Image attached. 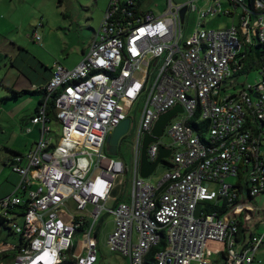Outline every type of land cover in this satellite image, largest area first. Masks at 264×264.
<instances>
[{
    "label": "built area",
    "instance_id": "built-area-1",
    "mask_svg": "<svg viewBox=\"0 0 264 264\" xmlns=\"http://www.w3.org/2000/svg\"><path fill=\"white\" fill-rule=\"evenodd\" d=\"M138 1L108 0L83 61L73 69L57 66L43 88L32 119L40 140L12 159L20 180L0 200V216L7 219L13 207H27L23 225H12L21 247L13 264H62L87 221L75 264H97L96 225L104 213L114 219L107 239L111 251L128 264H210L212 253L224 252L225 264L255 261L263 237L250 233L240 241L239 235L253 214L260 215L252 203L264 195V68L263 82L255 87L227 94L223 84L242 70L247 45L264 50V0H226V9L223 0H213L203 10L198 0H169L160 16L140 9ZM238 9V24L212 30L198 24L184 36L188 12L234 18ZM52 99L62 128L55 145L47 114ZM143 99L124 201L117 191L128 167L108 155L107 138ZM178 105L186 117L171 124L173 143L159 138L147 153L154 163L161 147L170 151V170L149 183L140 175L143 140ZM71 206L79 212L92 207L90 220L71 216Z\"/></svg>",
    "mask_w": 264,
    "mask_h": 264
},
{
    "label": "rangeland",
    "instance_id": "rangeland-1",
    "mask_svg": "<svg viewBox=\"0 0 264 264\" xmlns=\"http://www.w3.org/2000/svg\"><path fill=\"white\" fill-rule=\"evenodd\" d=\"M140 9L144 11H152L156 16L162 15L168 7L169 0H140ZM189 0H172L173 5H183ZM223 8H228L226 0L222 1ZM215 5L213 0H198L196 6L199 10ZM108 6V0H0V81L5 77L6 71L17 74V69L11 67V61L17 60V66H27L29 72L35 71L36 74L52 72L57 66L66 69H73L78 66L89 51V46L95 33L99 30L102 19ZM240 10L235 13L234 18L227 17L223 14L216 17L200 18L198 13L188 12L184 36L189 37L197 28L198 24L206 26L208 30L223 29L233 23L238 24ZM40 36V41L35 40V36ZM255 47V46H253ZM263 50L253 48L249 52V58L246 62L247 73H243L232 77L223 84L225 93L234 94L236 92L255 87L263 82L262 68L264 56ZM7 67V69H6ZM12 68V69H10ZM9 81L11 80L8 75ZM6 90L0 86V99ZM27 92L24 100L19 104L33 99V93L29 95ZM222 93L223 95L225 94ZM39 99V98H37ZM0 100L4 110L8 112L12 107L10 102ZM35 100V99H33ZM43 101V100H42ZM38 103V102H36ZM145 107V99L140 100L129 111L128 116L131 121L128 133L120 139L117 149V158L123 161L128 170L124 175L123 183L119 191L122 193L124 201H128V194L132 185L133 178V157H134V133L140 116ZM186 116L179 114L172 118L164 129L163 136L160 141L166 145H171L173 140L168 135L170 126ZM7 116L0 113V125L8 124ZM11 123V122H10ZM52 143L55 145L62 136V128L59 123L52 122ZM10 132H6L0 127V157L5 154L4 146L10 140ZM23 137L20 145L23 147H31L33 143H38L40 137L36 134L29 135L26 132L18 133ZM208 138V136H207ZM13 140L11 141V143ZM27 145V146H26ZM174 149V148H172ZM26 154V153H25ZM88 157L87 155H84ZM169 158L168 161H170ZM10 169H7V171ZM170 166L161 163L155 172L147 179L149 183H157L168 171ZM233 179L227 182L232 183ZM254 207L261 208L260 215L253 214V220L246 223V228L241 234L245 233L246 239L250 237V233L257 237H263V244L256 253L253 264H264V195L255 199ZM71 216L83 217L89 215L92 207H88L85 212H79L74 206L70 207ZM203 205L198 208L197 216H200ZM214 212V209L208 210ZM227 214V211L219 213L220 216ZM5 226H0V253L5 252L9 255L4 264H12L15 254V246L19 244V237L11 233L13 222L23 225V218L9 215ZM15 219V221H12ZM90 220V217H88ZM93 222V220H91ZM244 222V221H243ZM98 232V264H128V262L114 254L108 244V237L114 228V219L111 215L104 213L101 220L96 225ZM244 240V235L241 236ZM82 238L81 233H77L74 242L77 249L80 250ZM225 252L220 255H212L210 264H225ZM247 264V263H246Z\"/></svg>",
    "mask_w": 264,
    "mask_h": 264
},
{
    "label": "crops",
    "instance_id": "crops-1",
    "mask_svg": "<svg viewBox=\"0 0 264 264\" xmlns=\"http://www.w3.org/2000/svg\"><path fill=\"white\" fill-rule=\"evenodd\" d=\"M10 66L17 69V74L13 78L14 74L12 75L6 71L5 77L0 81V86L6 90V93L3 91V98L0 100L5 99L4 101L10 102L9 105H12L13 107L8 112H6L0 103V113L2 112V115L10 118L6 126L0 125V127L4 128L6 132H10L9 138L11 141L13 140L12 143L9 141L7 145L4 146L5 154L0 157V200L12 195L16 185L20 180L19 175L14 173L10 167L12 159L18 155H25V153L27 154L36 145V143H33V145L29 148L21 146L20 140L22 141L23 137L18 133L26 132L29 135L36 134L39 137L41 136L40 126L33 124L32 119L36 116L37 110L44 99V92H42V90L52 76V72L36 74L34 70L31 72L26 70L27 66L18 67L17 60L11 61ZM8 75L11 77L10 81L8 79ZM24 91H29V95L33 93L32 96H34L33 99L35 100L30 99L25 103L22 102L19 104V101H23V97H25L27 93ZM15 93H17V95H15ZM7 169L10 170L7 171ZM242 235H244V239L246 238L245 233H240V241H243L241 239ZM17 246H15V248ZM77 253H80V250H78ZM3 254H5V252L0 253V264H4V261L6 260L3 258ZM212 255L220 254L212 253Z\"/></svg>",
    "mask_w": 264,
    "mask_h": 264
},
{
    "label": "water",
    "instance_id": "water-1",
    "mask_svg": "<svg viewBox=\"0 0 264 264\" xmlns=\"http://www.w3.org/2000/svg\"><path fill=\"white\" fill-rule=\"evenodd\" d=\"M182 19L185 18L186 15V9L182 10ZM260 49V48H259ZM264 54V50L263 53ZM257 98V95H255ZM179 113H183V109L181 106H175L172 110L169 112L161 115L156 122L152 135L145 136L142 144L141 149V166H140V175L143 179H148L156 170L159 164L163 163L164 161H167L170 156L171 152L168 150H165L163 147L159 150V156L158 159L151 163L148 160L147 153H148V147L151 143H155L158 141L159 138L163 136L164 129L166 128L167 124L170 122V120L175 117V115ZM131 125V121L129 119H126L122 121L111 133V135L107 138V153L109 156L117 157V149L118 144L121 138H123L129 131Z\"/></svg>",
    "mask_w": 264,
    "mask_h": 264
},
{
    "label": "trees",
    "instance_id": "trees-1",
    "mask_svg": "<svg viewBox=\"0 0 264 264\" xmlns=\"http://www.w3.org/2000/svg\"><path fill=\"white\" fill-rule=\"evenodd\" d=\"M140 3H141V1L139 0L138 1V4L140 5ZM253 48H260V46L253 47V46L247 45L245 47V49H244L245 50V53H244L245 58H243L242 61H241L242 70L238 73V75L248 72V70H246V67H247L246 62H247V60L249 58V52H252L253 51ZM262 55L264 56V54H262ZM261 68L262 69L264 68V62H263V65L261 66ZM42 92H43V90H42ZM15 95H17V93H15ZM40 105H42V102H41ZM47 114H48V118H49V120L51 122H57V123H59L58 117H57L56 112H55V100L54 99L50 100L49 103H48V106H47ZM190 125L196 126L193 122H190ZM204 126H205V124H203L201 126V127H203L202 128V132H206V127H204ZM163 163H166V164H168L171 167V164L168 161H164ZM115 193H117V192H115ZM209 207L210 208H213L212 206H209ZM26 210H27L26 205H17V206L13 207L9 211V214L14 215L16 217H20V216H22V215L25 214ZM76 219H78V218H76ZM8 221H10V220L7 219V218H4L3 216H0V226H5V224ZM12 221H15V219H13ZM89 226H90V222H88V221L85 222L84 225L77 231V233H83L85 231V229H87ZM242 231H244V230L241 229L240 232H242ZM11 233L14 234V232L12 231V229H11ZM15 249H16V251H15L13 260L20 253L21 247L20 246H17ZM76 249H77V246H76V243L74 242V245H73L72 249L68 252V260L65 261V262H63L62 264H75V256L78 254L77 253L78 250H76ZM7 257H9L8 254H6V253L3 254V258L6 259Z\"/></svg>",
    "mask_w": 264,
    "mask_h": 264
}]
</instances>
